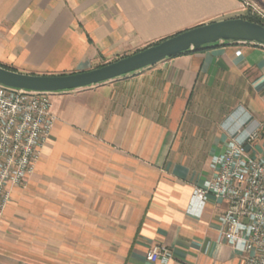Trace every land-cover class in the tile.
Listing matches in <instances>:
<instances>
[{
    "label": "crops",
    "instance_id": "obj_1",
    "mask_svg": "<svg viewBox=\"0 0 264 264\" xmlns=\"http://www.w3.org/2000/svg\"><path fill=\"white\" fill-rule=\"evenodd\" d=\"M243 12L239 0H0V66L79 73ZM52 111L35 173L0 220V264H243L220 237L225 204L209 198L200 217L187 209L239 124L261 127L264 151V48L174 57L53 95ZM152 245L172 258L147 261Z\"/></svg>",
    "mask_w": 264,
    "mask_h": 264
},
{
    "label": "built area",
    "instance_id": "obj_2",
    "mask_svg": "<svg viewBox=\"0 0 264 264\" xmlns=\"http://www.w3.org/2000/svg\"><path fill=\"white\" fill-rule=\"evenodd\" d=\"M52 98L0 86V220L13 189L25 187L35 173L56 122ZM243 127L238 125L240 136L211 160L212 175L193 188L187 212L200 217L209 198L225 204L217 219L221 239L241 253L243 264H264V151L254 146L261 127ZM171 258L163 245H152L146 252L151 263Z\"/></svg>",
    "mask_w": 264,
    "mask_h": 264
},
{
    "label": "water",
    "instance_id": "obj_3",
    "mask_svg": "<svg viewBox=\"0 0 264 264\" xmlns=\"http://www.w3.org/2000/svg\"><path fill=\"white\" fill-rule=\"evenodd\" d=\"M234 44L264 48V26L239 18L198 25L101 67L73 74L32 75L0 66V86L51 95L78 92L135 75L174 57Z\"/></svg>",
    "mask_w": 264,
    "mask_h": 264
},
{
    "label": "rangeland",
    "instance_id": "obj_4",
    "mask_svg": "<svg viewBox=\"0 0 264 264\" xmlns=\"http://www.w3.org/2000/svg\"><path fill=\"white\" fill-rule=\"evenodd\" d=\"M240 2H241V5H242V8L244 9V12L242 13V14H244V13H246L247 11H249L250 13H251V15H254V16H257V17H259L261 20H262V22L264 23V11H263V9H261V8H259L257 5H256V3H252V2H250L249 0H239ZM245 2V3H244ZM241 14V15H242ZM160 41V40H159ZM158 42V41H157ZM157 42H155V43H157ZM155 43H153V44H155ZM153 44H151V45H153ZM150 46V45H149ZM144 48H146V47H144ZM143 48V49H144ZM142 50V49H141ZM140 51V50H139ZM111 62H113V61H111ZM111 62H108V63H111ZM108 63H103L102 65H99L98 67H101V66H103V65H106V64H108ZM97 67V68H98ZM53 99V98H52ZM5 222H3V224L0 226V235H3L4 234V232H5Z\"/></svg>",
    "mask_w": 264,
    "mask_h": 264
},
{
    "label": "trees",
    "instance_id": "obj_5",
    "mask_svg": "<svg viewBox=\"0 0 264 264\" xmlns=\"http://www.w3.org/2000/svg\"><path fill=\"white\" fill-rule=\"evenodd\" d=\"M236 18L243 19V20H246V21H249V22H253V23H257V24H260V25L264 26V23L262 22V20L259 17H257V16L251 15V13L249 11H247L246 13H244V14H242L240 16H237V17H235L233 19H236ZM148 46H146V47H148Z\"/></svg>",
    "mask_w": 264,
    "mask_h": 264
}]
</instances>
